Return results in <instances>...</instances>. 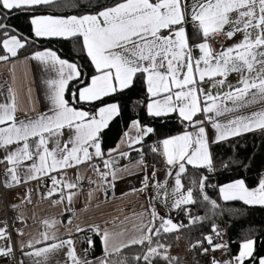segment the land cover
Listing matches in <instances>:
<instances>
[{"label":"snow or ice","instance_id":"snow-or-ice-1","mask_svg":"<svg viewBox=\"0 0 264 264\" xmlns=\"http://www.w3.org/2000/svg\"><path fill=\"white\" fill-rule=\"evenodd\" d=\"M42 8L63 14H42ZM13 13L29 14L34 38H75L91 72L82 71L78 63L61 58L50 48L35 50L25 59L57 73L55 79L44 81L49 111L18 117L11 87L8 102L0 103L3 187L38 181L46 189L41 198L51 206H63L62 216L67 213L66 220L43 218L42 230L25 239L28 218L23 208L32 203L33 191L27 188L20 202L9 206L16 212L12 230L6 220L0 221L2 264H191L173 254V245L166 242V234L186 227L174 223L170 213L183 212L188 225L202 222L207 217L192 216L187 207L200 199L215 214L219 205L206 191L216 187L208 175L215 171L210 144L249 132L264 134V0H111L106 4L100 0H0V62H12L21 49L36 44V39L7 22ZM238 35L224 46V39ZM230 73L239 74L236 84L228 83ZM138 79L147 94V116L166 119L175 114L184 129L150 146L152 153L164 158L163 180L157 178L155 165L148 171L142 149L145 138L155 130L140 119H131L116 147L105 151L102 146L103 130L120 114L119 102L105 98L129 89ZM70 81L76 82L71 104L65 99ZM206 83L208 90L203 87ZM225 86L227 90L212 92L214 87ZM76 104L91 105L95 111ZM131 151L139 159L118 166L121 159L130 158ZM84 163L95 176L87 178L89 185H96L105 199L110 189L114 195L116 183L125 175L142 173L139 188L132 191L144 193L147 204L137 214L140 223L134 235L125 239L123 231L114 233L96 222L73 225L74 198L84 179L79 166ZM220 163L224 168L230 166L226 160ZM188 165L206 169L208 174L198 173L186 186ZM70 169L76 170L74 179ZM218 191L224 201L264 206V175L258 176L255 187L235 179L219 185ZM161 208L168 211L162 214ZM87 209L85 205L82 211ZM57 225L65 227L64 238L57 236ZM95 238L102 254L90 258ZM130 246H139V250L123 255L122 249ZM186 251L204 258L195 264H264V252L257 251L254 236L244 237L232 254L223 229L215 222L209 233L189 241Z\"/></svg>","mask_w":264,"mask_h":264},{"label":"trees","instance_id":"trees-1","mask_svg":"<svg viewBox=\"0 0 264 264\" xmlns=\"http://www.w3.org/2000/svg\"><path fill=\"white\" fill-rule=\"evenodd\" d=\"M111 0H100V3H110ZM42 14H63L55 8H42L39 10ZM12 27L19 32L28 36L30 39H36V44L33 47L21 49L18 57L31 54L35 50L50 48L57 54L70 62H76L81 66V70L90 74L91 69L88 67L90 63L85 56L80 54L79 47L74 42L75 38L59 39V38H34L31 32V25L28 13H13L8 21ZM75 81L69 83L65 92V99L71 104L72 88ZM106 101H118L120 114L114 118L109 126L102 133V146L105 151L113 148L119 137L129 126L131 119L138 118L141 122L152 126L155 130V137H165L183 131L179 120L172 115L166 119L150 118L146 114L144 105L147 102V94L145 86L139 79L129 89L121 93H117L112 97H106ZM76 107L85 109L91 108L95 111V107L88 104H76ZM99 106V102H96ZM213 163L215 171L208 174L206 169L187 168L184 183L188 186L192 179L197 178V174H208L209 182L212 185H222L230 183L235 179H244L248 187H255L258 183V176L264 172V134L259 131L247 134L226 142H222L211 147ZM229 162V167L221 166V161ZM207 194L211 199L216 200L219 205L218 195L215 187L207 188ZM192 216H206L202 222H197L194 225H188V216L183 212L176 211L173 217L174 223L186 225L178 232L166 234V242L176 247L177 237L181 239L183 251H186L189 241L200 239L202 234H207L211 231L212 222L222 228L223 223L226 224L229 236L233 241L234 254L239 248L240 241L246 236H254L256 239L257 251L264 252V206H248L240 201L222 202L219 208L209 211V206L198 199L193 205H190ZM139 250V246H130L122 250V254L131 256ZM217 253V252H216ZM214 253V255L216 254ZM102 254L99 239L95 238V244L91 256H99ZM187 259L181 257L185 261H191L195 264L197 260L202 261L204 258L198 255H193L186 251Z\"/></svg>","mask_w":264,"mask_h":264},{"label":"crops","instance_id":"crops-1","mask_svg":"<svg viewBox=\"0 0 264 264\" xmlns=\"http://www.w3.org/2000/svg\"><path fill=\"white\" fill-rule=\"evenodd\" d=\"M188 2L191 3L192 0H188ZM189 32H191V28H189ZM238 38L239 35L237 37H234L233 40L224 39L223 44L225 47H227L228 45L233 43L234 40ZM59 39H63V38H59ZM30 55L31 54L14 58L12 62H0V103L8 102L9 93L7 89L11 87L13 89V94L16 97V104L18 107L17 116L20 118H24L25 114L29 116H34L37 113L49 111L51 105L47 99V95H46L47 89L44 81L46 79H55L57 77V73L55 71H46L44 66H42L38 61L25 59L26 56H30ZM238 79H239L238 73H230L227 77L228 83L231 84H236ZM203 87L205 90H208L209 84L206 83L203 85ZM221 90H227L226 86L224 89H220L217 87L212 88L213 93H216L217 91H221ZM173 115L175 116V114ZM116 117L117 116H115L114 118ZM111 121L109 122V124L111 123ZM126 130H128V128ZM64 132L66 138L67 130L65 129ZM180 133H182V131L173 135H177ZM251 133L254 132L244 133L241 136ZM208 134L209 136H212L213 134V130L210 127L208 129ZM154 135L155 133L150 134L148 137L145 138L144 148L142 149L144 156L147 157L149 160H157V155L150 151V146H152L151 143L153 141H159L168 137L165 136V137L157 138ZM121 136L119 137L114 147H116V145L120 143ZM241 136L232 137L229 140ZM213 145L216 144H210V151ZM134 147L139 148L140 146L136 145ZM121 148L122 150H127L124 148L123 145H121ZM0 155H2V150H0ZM136 159H139V154L136 151H131L130 158L128 160L121 159L118 163V166L130 164L134 162ZM25 163H29V162H25ZM188 167L193 168L191 165H188L187 168ZM3 169H4V164H0V175H1L2 183L4 179L2 175ZM156 169H157V178L163 180L165 178L164 176L165 165L164 166L159 165L158 167H156ZM75 171H76L75 169L68 170L69 176L72 177L73 179L75 178L73 175ZM79 171L81 176L84 177V179L81 181V188L78 192V195L74 198L73 208L76 210V217H74L73 219L72 222L73 225L77 223H81L82 221H87L90 223L96 222V223H100L102 227L106 226L110 231L114 233H119L123 231L125 234L123 238L125 239L131 235H134L135 228L140 223V217L137 214L143 211L144 206H146L147 204V198L144 193L138 191L135 192L132 191L133 188H139L140 186L139 182L140 179L142 178V173L137 171L134 175H125L123 179L119 180L116 183L114 195H113V191L110 189L108 192V198L105 199L103 192L95 190L96 185H89L88 183V179H87L88 177L91 176L93 179H95V176L92 173L88 164L87 163L81 164L79 166ZM148 171L150 173L151 168H149ZM262 175H264V172ZM171 183L172 181L169 180V187L171 186ZM41 185L42 184L40 182L34 180V181H30L27 185L21 184L14 188L6 189V194H5L6 204L8 209L13 213L14 217L16 215V212L13 211L9 206L11 204L19 203L20 198L24 195L27 188L33 189L31 193L32 203L26 204L23 208L24 214L28 218L27 227L25 228V233H26L25 239H27L29 235L35 234L40 230H42L41 221L43 218L56 217L57 219L66 220L67 217V213H64L62 216L63 206H55V207L51 206L48 199L41 198V192H40ZM36 189H39V191H37ZM90 191H92L91 200H89ZM216 191L218 195L219 205H221L222 202H228L220 198L218 187ZM235 201H239V200H235ZM85 205H88V209L87 211H82L85 208ZM252 206H260V205H252ZM160 210L162 214L168 211L167 209L164 208H161ZM175 212L176 211H172L170 213L172 219L175 215ZM105 221H107L108 223L105 224L104 223ZM68 227H72V225H69ZM57 228L59 229L57 231V236L60 238H64L66 235L65 227L57 225ZM80 247L81 245L78 244L77 249L79 250ZM101 250H102V246H101ZM19 255L20 254L18 252V259H19ZM59 258L61 260L64 259L63 255H61Z\"/></svg>","mask_w":264,"mask_h":264},{"label":"built area","instance_id":"built-area-1","mask_svg":"<svg viewBox=\"0 0 264 264\" xmlns=\"http://www.w3.org/2000/svg\"><path fill=\"white\" fill-rule=\"evenodd\" d=\"M213 46L218 48L219 44L214 41ZM156 142L157 141H153L151 144L153 145ZM163 160H164V158L162 155H157V160H149L147 157H145V161L149 165V168H151L152 165H155V167H158L159 165L164 166ZM215 186H216L215 188L217 189L218 186L216 184H215ZM44 191H46V189L43 187V185H41L40 192L43 193ZM5 194H6V189L3 187V183H2V179H1V175H0V221L6 220L10 226L9 230L11 231L12 230L11 226L13 224L15 217H14L13 213L7 207ZM17 226H21V225H19L17 222ZM221 229H223L224 239L226 241H228V243H229V249H230L231 253L234 254L233 241L231 240V238L229 236L228 229H227V226L225 223H223V227ZM16 255H17V259H18V252ZM215 255L219 258L221 254H220V252H217ZM0 264H2V261H0ZM13 264H15V261H13Z\"/></svg>","mask_w":264,"mask_h":264},{"label":"rangeland","instance_id":"rangeland-1","mask_svg":"<svg viewBox=\"0 0 264 264\" xmlns=\"http://www.w3.org/2000/svg\"><path fill=\"white\" fill-rule=\"evenodd\" d=\"M171 251L173 254H176L178 256H182L183 258L187 259L186 251H183V244L181 242V239L178 238L176 241V247H172Z\"/></svg>","mask_w":264,"mask_h":264}]
</instances>
